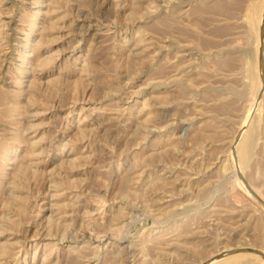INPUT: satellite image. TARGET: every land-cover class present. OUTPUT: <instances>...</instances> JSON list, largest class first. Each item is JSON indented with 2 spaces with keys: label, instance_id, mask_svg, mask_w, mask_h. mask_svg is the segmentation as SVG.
Here are the masks:
<instances>
[{
  "label": "rangeland",
  "instance_id": "rangeland-1",
  "mask_svg": "<svg viewBox=\"0 0 264 264\" xmlns=\"http://www.w3.org/2000/svg\"><path fill=\"white\" fill-rule=\"evenodd\" d=\"M263 10L0 0V264H264Z\"/></svg>",
  "mask_w": 264,
  "mask_h": 264
},
{
  "label": "bare ground",
  "instance_id": "bare-ground-1",
  "mask_svg": "<svg viewBox=\"0 0 264 264\" xmlns=\"http://www.w3.org/2000/svg\"><path fill=\"white\" fill-rule=\"evenodd\" d=\"M264 11V10H263ZM263 13V12H262ZM264 14V13H263ZM261 22H262V20H261ZM263 25H264V17H263ZM262 32V31H261ZM263 33H264V26H263V32H262V35H263ZM261 38V37H260ZM260 44V43H259ZM262 50H263V48H264V38L262 39ZM260 49V50H261ZM263 63V62H262ZM262 87V86H261ZM259 91V90H258ZM261 97V95L259 96V98ZM259 98H258V100H259ZM239 139V137L237 138V140ZM246 146V145H245ZM239 147V146H238ZM238 150V149H237ZM248 149H247V147L244 149V151L242 152V156L241 155H239V157L240 158H245L246 156H248ZM239 158V159H240ZM242 175V179L243 178H245L244 177V174H241ZM244 180V179H243ZM247 184V180H245V185ZM244 186V185H243ZM247 187V186H246ZM248 188V187H247ZM249 192H250V190H249ZM251 193V192H250ZM247 248H252V247H247ZM221 253H216V255H213L214 257H212L211 259H209V261L208 262H210V261H212V260H217L218 258H221V256H225V255H227L228 253L226 252V248L224 249V250H222V251H220ZM246 253H252V251H250V252H246ZM254 253V252H253ZM259 256H261L263 259H264V251H263V255L262 254H259ZM242 257V256H241ZM243 257H245V256H243ZM240 258V257H239ZM240 261H241V259H239ZM243 261V260H242ZM246 262V261H245ZM207 263V262H206ZM205 264V263H204Z\"/></svg>",
  "mask_w": 264,
  "mask_h": 264
},
{
  "label": "water",
  "instance_id": "water-1",
  "mask_svg": "<svg viewBox=\"0 0 264 264\" xmlns=\"http://www.w3.org/2000/svg\"><path fill=\"white\" fill-rule=\"evenodd\" d=\"M263 38H264V33H263V35H262V39H263ZM236 251H238V250H235V249H234L233 252H236ZM249 251H252V252H254V253H258V254H262V255H263V251L260 250V249H258V248H249ZM228 252H231V251H228Z\"/></svg>",
  "mask_w": 264,
  "mask_h": 264
}]
</instances>
